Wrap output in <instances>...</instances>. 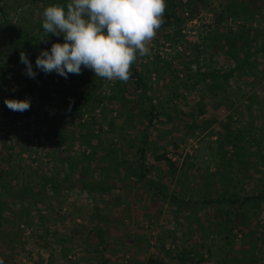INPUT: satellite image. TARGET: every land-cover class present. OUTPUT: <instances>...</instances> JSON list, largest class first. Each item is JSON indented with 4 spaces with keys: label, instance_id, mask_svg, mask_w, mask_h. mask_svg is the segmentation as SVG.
Wrapping results in <instances>:
<instances>
[{
    "label": "rangeland",
    "instance_id": "1",
    "mask_svg": "<svg viewBox=\"0 0 264 264\" xmlns=\"http://www.w3.org/2000/svg\"><path fill=\"white\" fill-rule=\"evenodd\" d=\"M0 1L3 264H264V199L203 203L264 192V0H165L141 84L45 74L43 12L69 0Z\"/></svg>",
    "mask_w": 264,
    "mask_h": 264
},
{
    "label": "clouds",
    "instance_id": "2",
    "mask_svg": "<svg viewBox=\"0 0 264 264\" xmlns=\"http://www.w3.org/2000/svg\"><path fill=\"white\" fill-rule=\"evenodd\" d=\"M165 10V0H69L66 5H50L43 12V30L47 35L63 34L64 42L41 51L36 67L67 78L81 74L83 66L96 77L126 82L138 55L149 54L147 44L165 22ZM20 61L26 65V75L35 78L25 51L20 52ZM4 103L14 112L31 107L30 99Z\"/></svg>",
    "mask_w": 264,
    "mask_h": 264
},
{
    "label": "trees",
    "instance_id": "3",
    "mask_svg": "<svg viewBox=\"0 0 264 264\" xmlns=\"http://www.w3.org/2000/svg\"><path fill=\"white\" fill-rule=\"evenodd\" d=\"M169 3H171V5L173 7L175 6V0H169ZM0 11L3 12V14H6L5 10L1 4V1H0ZM177 17L178 16L176 14V11H174V9L169 10L168 12H165L164 17H163L165 22L162 24V26L171 25V23L174 20H176ZM130 74H132L136 78L137 82L139 84H141L142 81L140 80V76H139L137 71L131 72V70H130ZM208 74L209 73H203V76L208 75ZM4 75H3V78H5ZM155 111L156 110H154V106L152 105V110L150 111V122L151 123L153 121ZM58 142H59V145L62 146L64 144L63 138L58 137ZM156 158L157 159H165V158H167V156L165 154H161V155H158ZM145 159H146V147L143 146L141 148V153H140V167L142 168V170H144L143 168H144ZM141 174H145L144 171H142ZM85 186H88V184H85ZM261 199H264V192L261 194H258V195L245 196L243 198H235V199H233L231 197H227V198L223 197V198H216V199L208 198V199L203 200V203H205V204L224 203V202L237 203L239 201V204L243 205V204L248 203L251 200H261Z\"/></svg>",
    "mask_w": 264,
    "mask_h": 264
}]
</instances>
